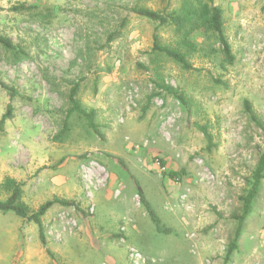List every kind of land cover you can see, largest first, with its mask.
<instances>
[{
    "label": "rangeland",
    "instance_id": "rangeland-1",
    "mask_svg": "<svg viewBox=\"0 0 264 264\" xmlns=\"http://www.w3.org/2000/svg\"><path fill=\"white\" fill-rule=\"evenodd\" d=\"M181 1L0 0V36L16 46L0 43V80L18 91L11 98L0 87V120L12 109L0 122V200L10 176L31 209L72 201L42 216L45 244L34 222L0 211V264H264V178L224 259L264 146V0H213L234 61L212 34L195 31L202 50L188 56L193 70L155 55L156 23L130 11ZM19 3L34 8L9 9ZM158 32L168 43L180 36L171 26ZM157 73L185 103L160 91ZM75 83L96 131L77 114L63 130ZM155 157L184 176L168 178ZM134 180L168 232L156 230Z\"/></svg>",
    "mask_w": 264,
    "mask_h": 264
},
{
    "label": "trees",
    "instance_id": "trees-1",
    "mask_svg": "<svg viewBox=\"0 0 264 264\" xmlns=\"http://www.w3.org/2000/svg\"><path fill=\"white\" fill-rule=\"evenodd\" d=\"M34 8V5H28L19 3L12 5L9 9L15 12L29 11ZM134 14L139 17H143L156 23L152 34V47L151 50L155 55L166 56L173 61L181 65L184 70H193L195 67L188 61V56L192 53L199 52L202 48L197 47L196 44L191 40V35L195 31H201L203 33L212 34L216 41L219 43L221 51L224 55V60L227 64H232L234 56L231 53L230 45L224 34V21L221 9L214 4L213 0H182L178 6L169 7L168 5L163 7L161 10H153L144 5H133L130 8ZM160 26H171L174 31L180 34L179 38L175 42H163L160 39L158 28ZM0 43L9 50H16V46L8 37L0 36ZM158 76V88L160 91L168 93L174 96L181 103H185L186 99L184 94L166 84L163 77L157 73ZM0 87H2L12 98L18 95V91L0 80ZM78 84H73L67 93L68 107L65 113L63 121V130L68 129V118L72 114H77L81 118L85 119L88 127L93 131H96V124L94 122L95 110L82 106L79 99L77 98ZM245 108L251 113L252 119L257 125H260L256 119V115L252 112L250 103L244 101ZM11 106L8 105L7 111L3 114L0 122L2 123L5 118L11 116ZM203 132L207 139V149L210 150L212 136L209 131L204 130ZM159 166L163 168V174L168 178L175 181H179L185 174L183 169H165V162L161 158L157 159ZM119 162H123L119 159ZM124 166V165H123ZM125 167V166H124ZM264 178V146L260 153L256 166L252 171L251 178L248 180V188L244 194L240 196L241 207L239 213L234 214L232 218L237 222V226L234 233L233 240L228 244L226 249L225 261H228L233 250L236 249V240L241 234L243 224L248 214L252 210L253 200L258 192V188L261 180ZM137 195L140 203L145 208L147 214L150 216L152 222L155 225L157 231L168 232L169 229H164L160 225L159 218L156 213L152 210L149 201L147 200L145 193L141 185L134 180ZM4 191L7 192V197L4 200H0V211L1 212H13L17 216L25 219L26 221H32L38 228L39 238L42 243H46L44 227L42 223V216L47 210L54 204L70 205L72 201L53 197L50 200L40 204L37 209H31L23 199L24 189L23 182L16 180L13 177L6 176L2 182Z\"/></svg>",
    "mask_w": 264,
    "mask_h": 264
},
{
    "label": "built area",
    "instance_id": "built-area-1",
    "mask_svg": "<svg viewBox=\"0 0 264 264\" xmlns=\"http://www.w3.org/2000/svg\"><path fill=\"white\" fill-rule=\"evenodd\" d=\"M93 208H91V210H92ZM131 251H133V252H136V251H134L133 249H131ZM136 257H135V260H136V263H138L141 259H140V256H138V255H136V254H134ZM134 255L132 254L131 256H132V258H134Z\"/></svg>",
    "mask_w": 264,
    "mask_h": 264
}]
</instances>
